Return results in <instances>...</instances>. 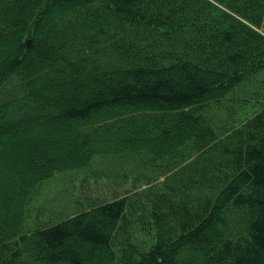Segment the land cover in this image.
Listing matches in <instances>:
<instances>
[{
  "label": "trees",
  "instance_id": "trees-1",
  "mask_svg": "<svg viewBox=\"0 0 264 264\" xmlns=\"http://www.w3.org/2000/svg\"><path fill=\"white\" fill-rule=\"evenodd\" d=\"M263 18L264 0H0V154L19 167H0V264H264V105L215 114L264 68ZM103 159L154 183L27 228L45 180Z\"/></svg>",
  "mask_w": 264,
  "mask_h": 264
},
{
  "label": "rangeland",
  "instance_id": "rangeland-1",
  "mask_svg": "<svg viewBox=\"0 0 264 264\" xmlns=\"http://www.w3.org/2000/svg\"><path fill=\"white\" fill-rule=\"evenodd\" d=\"M255 29L264 35V18L262 23ZM180 81L182 82V79ZM221 104V106L215 107V114L219 115L223 120L229 121L230 125L241 126L247 117L264 105V68L254 72L248 83L239 84L232 89L222 99ZM0 125L3 126L2 123ZM18 143L15 140L8 146L6 145L10 153V148L14 146L16 148ZM7 149L4 148V150ZM2 156L0 154V167L3 168L4 174H8L10 170L16 171L19 168H13L10 163L5 164L6 159ZM103 160L100 163L101 165L94 169V175L90 171L85 173L83 170H71L55 174L52 178L45 180L42 188L30 202V209L25 222L27 228L32 229L40 224L57 222L68 216H73L86 206V200L96 198L99 202L109 201L115 195L133 197L135 191L154 183L147 185L137 183L133 187L132 176L121 184L119 183L121 179L112 182L111 179L109 180L103 175L105 164L108 163L105 159ZM164 176H160L155 182L161 181ZM97 177L98 179H96ZM131 234L134 243L143 245L144 249H149L152 244L150 237L137 227L131 228ZM92 260L94 262L102 261V259L96 257H93Z\"/></svg>",
  "mask_w": 264,
  "mask_h": 264
}]
</instances>
